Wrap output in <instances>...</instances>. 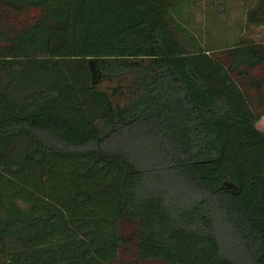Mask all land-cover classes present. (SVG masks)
Returning <instances> with one entry per match:
<instances>
[{
	"label": "trees",
	"instance_id": "trees-1",
	"mask_svg": "<svg viewBox=\"0 0 264 264\" xmlns=\"http://www.w3.org/2000/svg\"><path fill=\"white\" fill-rule=\"evenodd\" d=\"M261 28L264 0H0V264H264Z\"/></svg>",
	"mask_w": 264,
	"mask_h": 264
},
{
	"label": "rangeland",
	"instance_id": "rangeland-1",
	"mask_svg": "<svg viewBox=\"0 0 264 264\" xmlns=\"http://www.w3.org/2000/svg\"><path fill=\"white\" fill-rule=\"evenodd\" d=\"M229 25L230 30L231 27L234 25L232 18H229ZM209 33L207 38L210 40L208 43L209 45H214L216 48L222 47L224 45H227L229 41L231 40L229 37H227V28L225 24L222 25H214V27L209 28ZM261 33L264 35V28H261ZM231 44V43H230ZM258 71L257 73H259ZM127 83H118V82H106L100 85L101 89H104L108 91L114 98L116 102L123 103V98H120V93L122 92L119 90V86H126ZM121 91V92H120ZM257 128L264 132V117L260 120V122L257 124Z\"/></svg>",
	"mask_w": 264,
	"mask_h": 264
}]
</instances>
